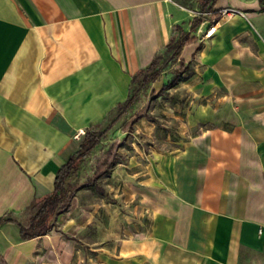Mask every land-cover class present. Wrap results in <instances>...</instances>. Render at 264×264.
<instances>
[{
	"label": "crops",
	"instance_id": "obj_1",
	"mask_svg": "<svg viewBox=\"0 0 264 264\" xmlns=\"http://www.w3.org/2000/svg\"><path fill=\"white\" fill-rule=\"evenodd\" d=\"M177 26L193 39L176 58L190 104L178 140L129 161L125 234L114 203L75 196L56 220L70 238L3 224L6 264H264V0H0V219L53 192L78 135L129 98ZM94 218L100 235L78 246Z\"/></svg>",
	"mask_w": 264,
	"mask_h": 264
},
{
	"label": "rangeland",
	"instance_id": "obj_2",
	"mask_svg": "<svg viewBox=\"0 0 264 264\" xmlns=\"http://www.w3.org/2000/svg\"><path fill=\"white\" fill-rule=\"evenodd\" d=\"M177 36L184 35L180 32ZM183 67L186 71L182 74L177 86L163 94L160 92L163 87L172 80L175 73L182 70L172 53L167 51L161 53L159 68L163 73L157 81L147 85L142 84L144 77L150 72L135 76L136 80L131 83L128 95V97L133 96V102L126 107L127 98L121 107H115L101 122L99 131L111 128L105 139L84 163L81 173L73 178L80 188L76 196L81 200V205L87 207V210H94L99 204L114 203L116 205L117 225L120 232L124 230L123 235L129 225L128 217H132L133 213L128 206L127 195L123 192V188H116L126 186L130 160L141 154H150L152 150H160L161 147H165L164 142L167 140L175 142L180 138L183 109L190 104L189 97L181 88V82L189 81L192 76L191 67L188 65ZM83 135L77 139L79 144ZM112 149L116 157L110 174L96 177L97 166ZM87 184H92V186L86 187ZM30 215L31 211L24 214L21 222L26 223ZM88 216L92 219L90 214ZM104 216L111 218L110 213H105ZM93 221L94 224L83 235L77 234L73 238L78 246L90 249V243L95 242L97 236L100 235L95 218ZM55 231L58 234H64L67 238L71 237L57 224Z\"/></svg>",
	"mask_w": 264,
	"mask_h": 264
},
{
	"label": "trees",
	"instance_id": "obj_3",
	"mask_svg": "<svg viewBox=\"0 0 264 264\" xmlns=\"http://www.w3.org/2000/svg\"><path fill=\"white\" fill-rule=\"evenodd\" d=\"M261 1V0H260ZM199 22H195L192 30L196 27ZM174 32H182L184 36L178 37L173 36L170 43L166 47V51L172 53L176 58L181 55L183 48L192 43L193 39L190 38V34L184 33L181 27L177 26L174 28ZM161 56L158 54L155 56L150 66L139 74L150 72L143 79V85H147L157 81L162 74V69L159 68ZM185 63H181L179 72L175 73L172 80L166 84L160 91L162 94L171 88H175L181 79L182 74L186 70H183ZM136 77L133 78L134 83ZM133 96H129L126 101L127 105L133 102ZM123 104H119L121 107ZM100 125L92 126L88 128L80 142L78 151L64 164L57 172L55 178V187L52 193L42 199L34 200L26 209L24 214L31 211V215L28 217L26 223H22L16 218L17 214L9 213L0 219V227L5 223H14L18 225L20 229L21 237L24 240H31L38 237L46 236L55 227L58 216L68 211L71 206L72 199L76 196V192L80 189L76 181V178L82 171L84 163L90 157V154L101 144V141L105 139L111 127L104 131H99ZM116 153L113 149L101 160L96 169V177H101L104 174H110V170L114 164ZM92 186V184H87ZM0 264H6L4 258L0 254Z\"/></svg>",
	"mask_w": 264,
	"mask_h": 264
},
{
	"label": "built area",
	"instance_id": "obj_4",
	"mask_svg": "<svg viewBox=\"0 0 264 264\" xmlns=\"http://www.w3.org/2000/svg\"><path fill=\"white\" fill-rule=\"evenodd\" d=\"M221 17L223 16H229V15H232V14H238V11L234 10V9H230V8H224L221 10ZM200 15V14H198ZM215 28H211L209 29V31L205 34L206 37H210L211 34L213 33ZM85 132L82 131L79 135H78V139L84 134ZM258 235L260 237L264 236V226L260 227L259 230H258Z\"/></svg>",
	"mask_w": 264,
	"mask_h": 264
},
{
	"label": "bare ground",
	"instance_id": "obj_5",
	"mask_svg": "<svg viewBox=\"0 0 264 264\" xmlns=\"http://www.w3.org/2000/svg\"><path fill=\"white\" fill-rule=\"evenodd\" d=\"M82 132V131H81Z\"/></svg>",
	"mask_w": 264,
	"mask_h": 264
}]
</instances>
